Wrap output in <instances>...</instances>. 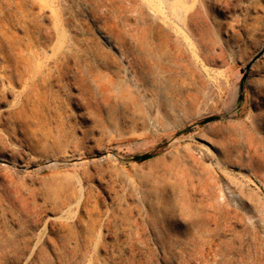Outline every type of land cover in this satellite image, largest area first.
<instances>
[{
  "label": "rangeland",
  "instance_id": "rangeland-1",
  "mask_svg": "<svg viewBox=\"0 0 264 264\" xmlns=\"http://www.w3.org/2000/svg\"><path fill=\"white\" fill-rule=\"evenodd\" d=\"M169 3L0 0V264H264V0Z\"/></svg>",
  "mask_w": 264,
  "mask_h": 264
},
{
  "label": "bare ground",
  "instance_id": "bare-ground-1",
  "mask_svg": "<svg viewBox=\"0 0 264 264\" xmlns=\"http://www.w3.org/2000/svg\"><path fill=\"white\" fill-rule=\"evenodd\" d=\"M155 1V3H156V5L155 6H157V7H159L160 8V6L162 5V4H167L168 5V9H169V11L171 12V14L172 15H174V17H176L177 19H179L180 20V22L181 21H183L182 20V18H183V11L181 12L179 9H177V8H175V7H172V6H170V3H169V0H154ZM154 3V2H153ZM193 17V16H192ZM151 33V32H150ZM147 34H148V32H147ZM153 34H155L154 36H155V41H157V42H159L157 45H155V47H147V48H143V49H141V53L142 54H144L146 57L148 56V57H152V58H155V57H157V58H159V57H163V56H165L166 55V52H165V49H164V46L167 44V42H168V40H167V37H168V35L167 34H164L162 31H157L156 33L154 32ZM140 46H141V44H139ZM168 46V45H167ZM138 53V52H137ZM154 79V78H153ZM128 90V89H127ZM120 93H122V91H120ZM128 93V92H127ZM155 93H156V95L159 97V98H161L162 96L161 95H163V93H164V90L162 89V88H159L158 87V85L157 86H155ZM117 95V94H116ZM135 95V94H134ZM138 95V94H137ZM125 96H127V94L125 95ZM129 99H130V97H128ZM156 99V98H155ZM135 100H137V99H135ZM167 101H168V99H166ZM165 100V101H166ZM124 104H125V102H124ZM130 104H134V100H133V102L132 103H130ZM169 104V103H168ZM135 105V104H134ZM134 105H132V106H134ZM167 106V105H166ZM135 107H137V106H135ZM133 109H135L134 107H132ZM141 108V107H140ZM142 110V109H141ZM138 111H139V109H138ZM144 113V112H143ZM138 116V115H137ZM141 116V115H140ZM142 116H144V115H142ZM4 159H2V158H0V161H3Z\"/></svg>",
  "mask_w": 264,
  "mask_h": 264
},
{
  "label": "water",
  "instance_id": "water-1",
  "mask_svg": "<svg viewBox=\"0 0 264 264\" xmlns=\"http://www.w3.org/2000/svg\"><path fill=\"white\" fill-rule=\"evenodd\" d=\"M145 158H147V156H140V157H137L136 160H143Z\"/></svg>",
  "mask_w": 264,
  "mask_h": 264
}]
</instances>
